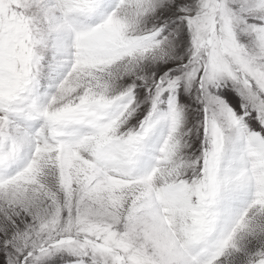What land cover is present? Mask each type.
Returning <instances> with one entry per match:
<instances>
[{"label":"snow or ice","instance_id":"obj_1","mask_svg":"<svg viewBox=\"0 0 264 264\" xmlns=\"http://www.w3.org/2000/svg\"><path fill=\"white\" fill-rule=\"evenodd\" d=\"M0 264H264V0H0Z\"/></svg>","mask_w":264,"mask_h":264}]
</instances>
